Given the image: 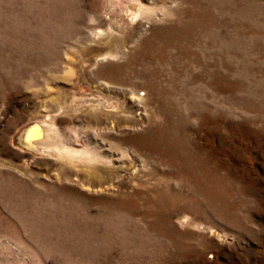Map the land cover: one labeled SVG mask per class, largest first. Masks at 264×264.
<instances>
[{"label":"rangeland","instance_id":"obj_1","mask_svg":"<svg viewBox=\"0 0 264 264\" xmlns=\"http://www.w3.org/2000/svg\"><path fill=\"white\" fill-rule=\"evenodd\" d=\"M0 264H264V0H0Z\"/></svg>","mask_w":264,"mask_h":264},{"label":"bare ground","instance_id":"obj_2","mask_svg":"<svg viewBox=\"0 0 264 264\" xmlns=\"http://www.w3.org/2000/svg\"><path fill=\"white\" fill-rule=\"evenodd\" d=\"M97 106H100V105H97ZM102 110H103V107H102ZM63 128L64 129H59V127L58 128L56 127V128H53L54 131H52V132H55L56 139L59 142V144H57L58 142L56 143V145L54 146V149H53L52 154H54L55 157L62 160L63 162L66 161L68 163H71L73 166H80V163L85 164L87 166L88 165H96V164L103 163V162L109 163V164L113 163L112 158L109 155H106L103 152H101L99 149V146H97V145H93V146L80 145L77 138H76V140L72 139V141H70V142L66 141L67 132H65V129L67 128V126L63 127ZM71 128H73V127L71 126ZM68 129L69 128H67V130ZM62 130H64V131H62ZM52 132H50V133H52ZM50 133H49V128L46 125H44V127H42L40 125L39 126H33V127H30L29 129L25 130V132L22 135V140L24 143L26 142L28 145L41 146L44 148L46 145H48L50 143V140H49L51 138ZM79 137H81V136L79 135ZM72 138H74V137H72ZM80 142H82V141H80ZM36 148H38V147H36ZM211 232L213 235L217 234V232L214 230Z\"/></svg>","mask_w":264,"mask_h":264}]
</instances>
